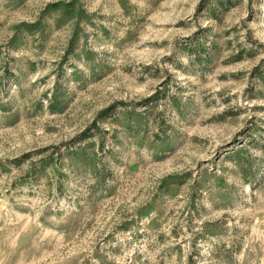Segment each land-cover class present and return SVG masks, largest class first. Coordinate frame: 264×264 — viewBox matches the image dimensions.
<instances>
[{"label":"rangeland","instance_id":"obj_1","mask_svg":"<svg viewBox=\"0 0 264 264\" xmlns=\"http://www.w3.org/2000/svg\"><path fill=\"white\" fill-rule=\"evenodd\" d=\"M0 264H264V0H0Z\"/></svg>","mask_w":264,"mask_h":264}]
</instances>
